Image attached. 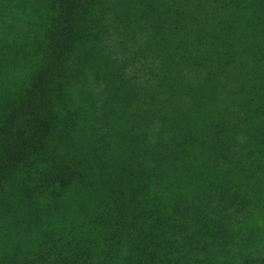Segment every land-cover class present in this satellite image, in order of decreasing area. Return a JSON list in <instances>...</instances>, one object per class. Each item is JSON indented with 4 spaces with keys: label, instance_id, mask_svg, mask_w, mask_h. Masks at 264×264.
Returning a JSON list of instances; mask_svg holds the SVG:
<instances>
[{
    "label": "trees",
    "instance_id": "trees-1",
    "mask_svg": "<svg viewBox=\"0 0 264 264\" xmlns=\"http://www.w3.org/2000/svg\"><path fill=\"white\" fill-rule=\"evenodd\" d=\"M0 264H264V0H0Z\"/></svg>",
    "mask_w": 264,
    "mask_h": 264
}]
</instances>
